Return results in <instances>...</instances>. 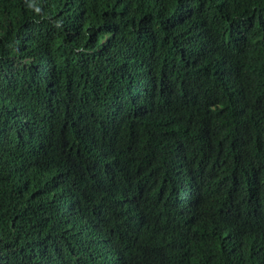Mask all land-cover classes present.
I'll return each mask as SVG.
<instances>
[{
    "label": "trees",
    "instance_id": "trees-1",
    "mask_svg": "<svg viewBox=\"0 0 264 264\" xmlns=\"http://www.w3.org/2000/svg\"><path fill=\"white\" fill-rule=\"evenodd\" d=\"M54 263L264 264V0H0V264Z\"/></svg>",
    "mask_w": 264,
    "mask_h": 264
},
{
    "label": "clouds",
    "instance_id": "clouds-1",
    "mask_svg": "<svg viewBox=\"0 0 264 264\" xmlns=\"http://www.w3.org/2000/svg\"><path fill=\"white\" fill-rule=\"evenodd\" d=\"M15 176H16V180L20 183V184H26V182H27V178H26V176L25 175H23V174H21V173H16L15 174ZM38 182L36 181L35 182V184H37ZM54 264H61V263H54Z\"/></svg>",
    "mask_w": 264,
    "mask_h": 264
}]
</instances>
